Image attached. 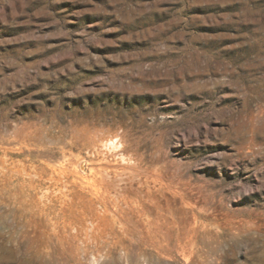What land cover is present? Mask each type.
Listing matches in <instances>:
<instances>
[{
  "label": "rangeland",
  "instance_id": "374dc122",
  "mask_svg": "<svg viewBox=\"0 0 264 264\" xmlns=\"http://www.w3.org/2000/svg\"><path fill=\"white\" fill-rule=\"evenodd\" d=\"M0 264H264V0H0Z\"/></svg>",
  "mask_w": 264,
  "mask_h": 264
}]
</instances>
